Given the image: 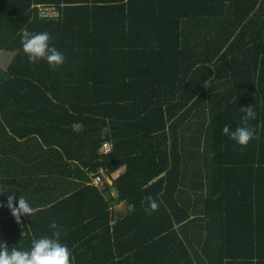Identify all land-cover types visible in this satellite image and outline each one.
<instances>
[{"label": "trees", "instance_id": "1", "mask_svg": "<svg viewBox=\"0 0 264 264\" xmlns=\"http://www.w3.org/2000/svg\"><path fill=\"white\" fill-rule=\"evenodd\" d=\"M9 1L0 52L16 54L0 71V178L124 167L113 201L131 210L114 220L107 185L38 206L22 192L37 209L21 217L22 236L0 195V243L30 250L55 222L74 264H264V0ZM40 4L60 18L40 17ZM23 29L48 32L65 63H30ZM247 107L258 139L241 148L222 129L242 126ZM146 197L160 205L151 215Z\"/></svg>", "mask_w": 264, "mask_h": 264}, {"label": "clouds", "instance_id": "2", "mask_svg": "<svg viewBox=\"0 0 264 264\" xmlns=\"http://www.w3.org/2000/svg\"><path fill=\"white\" fill-rule=\"evenodd\" d=\"M20 35L23 51L30 63L35 64L43 59L52 70H58L65 63L64 54L50 46L51 36L48 32L32 33L23 29ZM241 110L245 113L242 117V126L230 130L229 126L225 125L222 132L241 148H245L253 139H258L255 129L249 125V122L256 118V113L253 107ZM0 195H3L2 188ZM15 199L14 195H8L7 207L15 222L20 224L22 216L30 217L35 214V210L24 197H19L16 204ZM145 199L148 201L146 211L149 215L159 209V203L152 197ZM50 228L53 230L52 236L34 239L30 250H18L15 247L9 249L5 243H0V264H74L71 250L60 242L63 229L55 222Z\"/></svg>", "mask_w": 264, "mask_h": 264}, {"label": "crops", "instance_id": "3", "mask_svg": "<svg viewBox=\"0 0 264 264\" xmlns=\"http://www.w3.org/2000/svg\"><path fill=\"white\" fill-rule=\"evenodd\" d=\"M101 2V1H99ZM1 4L5 5L8 9H10L11 2L9 0H1ZM42 5V4H40ZM65 4L63 3V6ZM37 5H33L32 8H34ZM55 6V5H53ZM59 10V9H58ZM16 54V51H9V50H3L0 52V71H6L9 65L11 64L12 60L14 59V56ZM106 133V131H105ZM18 162V161H17ZM125 172V168L122 167L117 172L112 173L110 176L107 177L106 175V184L107 189L104 191L103 195L105 198L110 202L111 210L113 214L114 220L121 218L122 216L126 215L128 210H131V207L126 205L123 202L117 203L116 201H113V199L116 197V193L112 187V181L117 179L119 176H121ZM57 175L55 173H51L49 176L44 175L43 173L35 174V178L29 182L28 179L24 176H20V174H17L15 181L13 183L8 182L11 177L3 176L0 178V188L3 189V196L8 197V195H14L15 199L14 204L18 203L19 197H21L22 192H29L33 195L31 201L35 206H38L40 202H42L43 198H49L54 197L58 194V192L62 191H76L79 188L93 185L95 187H98L94 183V176L93 173H86L82 176V178L77 177V175H73L69 178H66V181H61L60 179L56 178ZM45 178H50V182L44 183ZM64 179V178H62ZM79 185V186H78ZM103 188L98 187L100 191H102ZM71 187H77L76 189H72ZM25 198V197H24ZM5 206H3L4 211L8 209L6 201H3ZM37 210L36 208L34 209ZM7 212L5 211V214ZM119 213V214H118ZM18 229L21 231V235L24 236L26 233L23 231V222L21 218V223L17 224ZM11 232V227H8Z\"/></svg>", "mask_w": 264, "mask_h": 264}, {"label": "built area", "instance_id": "4", "mask_svg": "<svg viewBox=\"0 0 264 264\" xmlns=\"http://www.w3.org/2000/svg\"><path fill=\"white\" fill-rule=\"evenodd\" d=\"M39 16L44 19H58L61 16L60 10H58L53 5H37ZM112 150V145L110 142H104L100 147V154H108ZM102 171L99 172V175L94 176V183L103 188L104 184H106V178H102ZM96 179V180H95Z\"/></svg>", "mask_w": 264, "mask_h": 264}, {"label": "rangeland", "instance_id": "5", "mask_svg": "<svg viewBox=\"0 0 264 264\" xmlns=\"http://www.w3.org/2000/svg\"><path fill=\"white\" fill-rule=\"evenodd\" d=\"M101 171V170H100ZM96 175H99V174H93V176H96ZM102 178H106V174L102 171ZM94 178V177H93ZM96 180V179H95ZM119 214V213H118Z\"/></svg>", "mask_w": 264, "mask_h": 264}, {"label": "water", "instance_id": "6", "mask_svg": "<svg viewBox=\"0 0 264 264\" xmlns=\"http://www.w3.org/2000/svg\"><path fill=\"white\" fill-rule=\"evenodd\" d=\"M103 133L105 134V131Z\"/></svg>", "mask_w": 264, "mask_h": 264}]
</instances>
